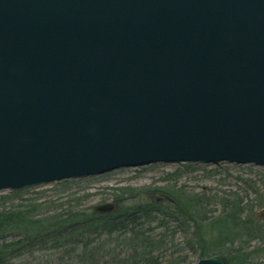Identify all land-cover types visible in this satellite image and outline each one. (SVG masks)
Masks as SVG:
<instances>
[{"label": "water", "instance_id": "1", "mask_svg": "<svg viewBox=\"0 0 264 264\" xmlns=\"http://www.w3.org/2000/svg\"><path fill=\"white\" fill-rule=\"evenodd\" d=\"M225 162L264 167V0H0V191Z\"/></svg>", "mask_w": 264, "mask_h": 264}, {"label": "rangeland", "instance_id": "2", "mask_svg": "<svg viewBox=\"0 0 264 264\" xmlns=\"http://www.w3.org/2000/svg\"><path fill=\"white\" fill-rule=\"evenodd\" d=\"M184 194L202 199V214L209 221L221 217L226 203L235 202L253 211L258 219H264V168L230 163H161L21 191H0V246L12 245L28 236L53 237L72 225L56 230L52 228L56 224L76 217V222L80 221L79 218L96 217L102 208L112 209V214H117L137 207L155 208L163 204L161 207L171 215L172 210L164 203L165 196ZM166 211L163 210L164 214ZM15 222L22 225L15 227ZM25 226L32 231L24 229ZM191 233L192 230H181L177 234L173 246L167 251V261L180 257L182 251L181 256H192L191 260L197 263L196 253L188 244ZM244 243L236 239L233 249L243 247ZM248 247L258 249L262 244L255 240ZM175 252L177 255H173ZM260 262L264 264V255ZM51 263L48 248L34 252L26 249L22 256L12 261V264Z\"/></svg>", "mask_w": 264, "mask_h": 264}, {"label": "trees", "instance_id": "3", "mask_svg": "<svg viewBox=\"0 0 264 264\" xmlns=\"http://www.w3.org/2000/svg\"><path fill=\"white\" fill-rule=\"evenodd\" d=\"M165 197L171 215L161 207L163 204H158L155 208L137 207L117 214L104 210L96 217L79 218L77 222L76 217L53 226L57 230L72 223L53 237L28 236L12 245L0 246V264H12L26 249L34 252L44 248L50 251L51 264H196L192 256H181L182 251L180 257L166 260L167 251L181 230H192L188 244L194 249L197 262L218 258L225 264H261L264 219H258L253 211L241 203H226L221 217L209 221L202 214L201 198L185 194ZM28 227L23 228L31 232ZM236 239L244 241V246L233 249ZM255 240L261 242L262 248L251 250L248 245Z\"/></svg>", "mask_w": 264, "mask_h": 264}, {"label": "bare ground", "instance_id": "4", "mask_svg": "<svg viewBox=\"0 0 264 264\" xmlns=\"http://www.w3.org/2000/svg\"><path fill=\"white\" fill-rule=\"evenodd\" d=\"M244 166V165H243Z\"/></svg>", "mask_w": 264, "mask_h": 264}]
</instances>
